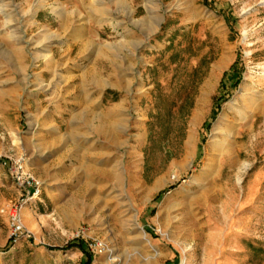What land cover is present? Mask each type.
Listing matches in <instances>:
<instances>
[{
    "label": "rangeland",
    "instance_id": "obj_1",
    "mask_svg": "<svg viewBox=\"0 0 264 264\" xmlns=\"http://www.w3.org/2000/svg\"><path fill=\"white\" fill-rule=\"evenodd\" d=\"M33 2L0 0V159L42 184L11 243L3 210L22 197L0 166V264H264V0H136L163 19L121 45L105 133L96 107L63 123L79 107Z\"/></svg>",
    "mask_w": 264,
    "mask_h": 264
},
{
    "label": "crops",
    "instance_id": "obj_2",
    "mask_svg": "<svg viewBox=\"0 0 264 264\" xmlns=\"http://www.w3.org/2000/svg\"><path fill=\"white\" fill-rule=\"evenodd\" d=\"M33 3L32 10L37 13L36 23L53 30L41 32L45 40L42 46L61 47L50 48L42 58H46L49 70L60 68V74L58 70L52 71L54 82L62 76V86L70 84L73 88L70 101L74 102V107H79V113L69 119L65 117L63 123L84 124L88 116L86 110L96 107L100 109L96 111V120L100 123L98 130L105 133L102 126L105 124L109 127L111 124L110 114L114 107L117 111L119 101L112 98L122 85L119 62L124 47L121 45L126 46L127 51L150 43L152 37L158 34L163 19L155 10L158 6L153 7L151 2L137 4L136 0H45V3L44 0H34ZM45 7H49V15L54 19V24L43 17ZM59 59L64 62L57 63ZM79 60L85 63H76ZM104 66L110 67V70L107 71ZM78 148L81 147H76V152ZM158 184L156 181L152 190Z\"/></svg>",
    "mask_w": 264,
    "mask_h": 264
},
{
    "label": "built area",
    "instance_id": "obj_3",
    "mask_svg": "<svg viewBox=\"0 0 264 264\" xmlns=\"http://www.w3.org/2000/svg\"><path fill=\"white\" fill-rule=\"evenodd\" d=\"M0 166L7 170L8 176L13 185L21 192L20 203L9 205L3 212L6 214L9 224V238L11 243H17L21 239L29 238L28 232L23 225L21 210L28 206L34 205L41 196L42 184L26 167L24 156L14 159H0ZM84 228H80L76 232V238H80L84 234ZM92 253L101 252L100 245H88Z\"/></svg>",
    "mask_w": 264,
    "mask_h": 264
},
{
    "label": "bare ground",
    "instance_id": "obj_4",
    "mask_svg": "<svg viewBox=\"0 0 264 264\" xmlns=\"http://www.w3.org/2000/svg\"><path fill=\"white\" fill-rule=\"evenodd\" d=\"M264 71V70H263ZM208 82V81H207ZM208 87V86H207ZM195 118V117H194Z\"/></svg>",
    "mask_w": 264,
    "mask_h": 264
},
{
    "label": "trees",
    "instance_id": "obj_5",
    "mask_svg": "<svg viewBox=\"0 0 264 264\" xmlns=\"http://www.w3.org/2000/svg\"><path fill=\"white\" fill-rule=\"evenodd\" d=\"M225 76H226V75H225ZM225 76H224V77H225ZM87 263H88V262H87Z\"/></svg>",
    "mask_w": 264,
    "mask_h": 264
}]
</instances>
